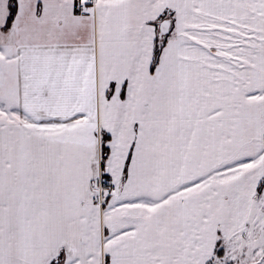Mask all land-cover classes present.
I'll list each match as a JSON object with an SVG mask.
<instances>
[{
  "label": "snow or ice",
  "instance_id": "obj_1",
  "mask_svg": "<svg viewBox=\"0 0 264 264\" xmlns=\"http://www.w3.org/2000/svg\"><path fill=\"white\" fill-rule=\"evenodd\" d=\"M0 264H264V0H0Z\"/></svg>",
  "mask_w": 264,
  "mask_h": 264
}]
</instances>
